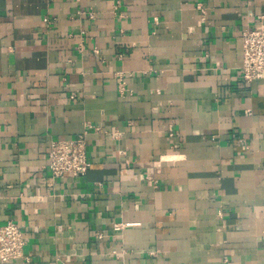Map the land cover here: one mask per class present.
<instances>
[{
  "label": "crops",
  "instance_id": "0c3cea01",
  "mask_svg": "<svg viewBox=\"0 0 264 264\" xmlns=\"http://www.w3.org/2000/svg\"><path fill=\"white\" fill-rule=\"evenodd\" d=\"M257 17L264 0H0V225L25 238L0 264H264V78L239 70ZM87 123L119 135L52 177L50 140Z\"/></svg>",
  "mask_w": 264,
  "mask_h": 264
},
{
  "label": "built area",
  "instance_id": "2783aa9c",
  "mask_svg": "<svg viewBox=\"0 0 264 264\" xmlns=\"http://www.w3.org/2000/svg\"><path fill=\"white\" fill-rule=\"evenodd\" d=\"M46 20V19H44ZM241 62L240 77L245 82L264 78V24L257 17L240 30ZM118 90H124V81L119 78ZM91 132L110 133L114 137L118 131H105L97 125L87 123L84 129L70 138L50 140L47 153V168L52 177L63 175H84L91 166L87 156L86 137ZM172 135V128H169ZM25 238L21 226L8 220L0 225V262L24 257Z\"/></svg>",
  "mask_w": 264,
  "mask_h": 264
},
{
  "label": "water",
  "instance_id": "95a60500",
  "mask_svg": "<svg viewBox=\"0 0 264 264\" xmlns=\"http://www.w3.org/2000/svg\"><path fill=\"white\" fill-rule=\"evenodd\" d=\"M56 264H64L62 261H57Z\"/></svg>",
  "mask_w": 264,
  "mask_h": 264
}]
</instances>
